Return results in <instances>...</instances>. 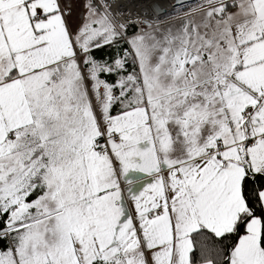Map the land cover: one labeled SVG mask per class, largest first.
<instances>
[{
    "label": "snow or ice",
    "instance_id": "6c2138e0",
    "mask_svg": "<svg viewBox=\"0 0 264 264\" xmlns=\"http://www.w3.org/2000/svg\"><path fill=\"white\" fill-rule=\"evenodd\" d=\"M135 6L0 0V264H264V0Z\"/></svg>",
    "mask_w": 264,
    "mask_h": 264
},
{
    "label": "bare ground",
    "instance_id": "6f19581e",
    "mask_svg": "<svg viewBox=\"0 0 264 264\" xmlns=\"http://www.w3.org/2000/svg\"><path fill=\"white\" fill-rule=\"evenodd\" d=\"M173 1L174 0H129L131 4L136 5L132 8V12L136 14L141 11L149 10V6H151V11L155 12L152 7L153 2H158L162 7L166 8L168 12L173 11L175 10ZM141 5H143V7H141Z\"/></svg>",
    "mask_w": 264,
    "mask_h": 264
},
{
    "label": "water",
    "instance_id": "95a60500",
    "mask_svg": "<svg viewBox=\"0 0 264 264\" xmlns=\"http://www.w3.org/2000/svg\"><path fill=\"white\" fill-rule=\"evenodd\" d=\"M176 2H177V0H174L173 5H175ZM152 7L156 13H160V12H166L167 13L168 12V10L166 8L162 7L158 2H153Z\"/></svg>",
    "mask_w": 264,
    "mask_h": 264
},
{
    "label": "crops",
    "instance_id": "0c3cea01",
    "mask_svg": "<svg viewBox=\"0 0 264 264\" xmlns=\"http://www.w3.org/2000/svg\"><path fill=\"white\" fill-rule=\"evenodd\" d=\"M170 15V14H169ZM114 53V49H105L103 52L101 53H97L98 56H110Z\"/></svg>",
    "mask_w": 264,
    "mask_h": 264
},
{
    "label": "rangeland",
    "instance_id": "374dc122",
    "mask_svg": "<svg viewBox=\"0 0 264 264\" xmlns=\"http://www.w3.org/2000/svg\"><path fill=\"white\" fill-rule=\"evenodd\" d=\"M170 15H175V10L168 12Z\"/></svg>",
    "mask_w": 264,
    "mask_h": 264
},
{
    "label": "built area",
    "instance_id": "2783aa9c",
    "mask_svg": "<svg viewBox=\"0 0 264 264\" xmlns=\"http://www.w3.org/2000/svg\"><path fill=\"white\" fill-rule=\"evenodd\" d=\"M134 14H136V13H134Z\"/></svg>",
    "mask_w": 264,
    "mask_h": 264
}]
</instances>
